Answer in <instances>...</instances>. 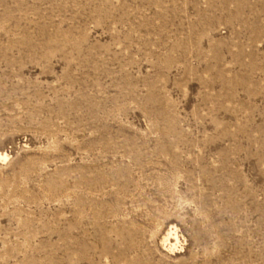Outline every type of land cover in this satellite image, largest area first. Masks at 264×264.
Returning a JSON list of instances; mask_svg holds the SVG:
<instances>
[{
	"label": "rangeland",
	"instance_id": "1",
	"mask_svg": "<svg viewBox=\"0 0 264 264\" xmlns=\"http://www.w3.org/2000/svg\"><path fill=\"white\" fill-rule=\"evenodd\" d=\"M0 264H264V0H0Z\"/></svg>",
	"mask_w": 264,
	"mask_h": 264
},
{
	"label": "bare ground",
	"instance_id": "2",
	"mask_svg": "<svg viewBox=\"0 0 264 264\" xmlns=\"http://www.w3.org/2000/svg\"><path fill=\"white\" fill-rule=\"evenodd\" d=\"M3 155H5V154H3ZM2 155V156H3ZM5 157H6V155H5ZM1 158H4V157H1ZM164 236V235H163ZM164 239L163 240H165L167 243H169L170 244V247H173V243H172V241H171V233H168V234H166L165 235V237H163ZM164 245V244H163ZM174 247H175V245H174Z\"/></svg>",
	"mask_w": 264,
	"mask_h": 264
}]
</instances>
